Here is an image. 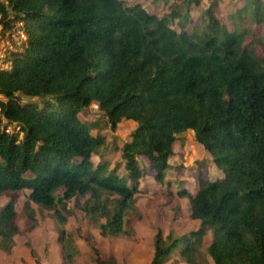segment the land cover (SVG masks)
<instances>
[{
  "label": "trees",
  "instance_id": "trees-1",
  "mask_svg": "<svg viewBox=\"0 0 264 264\" xmlns=\"http://www.w3.org/2000/svg\"><path fill=\"white\" fill-rule=\"evenodd\" d=\"M200 2L179 0L159 17L125 0H0L5 26L22 19L28 33L13 69L0 71V195L10 196L0 209V248L11 249L15 194L25 189L32 219L33 202L58 210L84 198L86 215L105 219L103 236L133 239L130 216L141 217L147 160L164 174L175 143L193 130L224 176L200 180L191 212L200 228L179 237L159 232L151 264L175 254L201 264L208 231L214 264H264V57L245 45L244 31L216 18L215 3L189 32L191 7ZM177 17L180 31L171 26ZM94 102L113 128L137 122L121 148L123 165L93 160L107 139L93 133L100 120L83 122L80 113ZM14 124L19 130L7 131ZM60 188L63 196L55 195ZM90 244L88 259L119 264ZM60 246L63 264L83 260L64 229Z\"/></svg>",
  "mask_w": 264,
  "mask_h": 264
},
{
  "label": "rangeland",
  "instance_id": "rangeland-1",
  "mask_svg": "<svg viewBox=\"0 0 264 264\" xmlns=\"http://www.w3.org/2000/svg\"><path fill=\"white\" fill-rule=\"evenodd\" d=\"M130 5L140 4L149 13L159 17L167 16L179 0H125ZM249 0H201L200 4L191 7L189 32H194L203 26V12L214 3V15L230 31L234 29L246 33L245 45L253 49L260 57H264V0L251 4ZM245 8V9H244ZM254 8L261 14H255ZM13 9V8H12ZM180 18H172L171 26L178 29ZM207 22V21H206ZM205 22V24H206ZM19 49V51H23ZM4 98L3 96L0 97ZM105 112L94 102L80 113L83 122L99 121L93 128V133L103 134L107 143L102 155H94L95 163L106 159L111 167L122 163V146L131 138V133L137 128L134 120L122 119L116 128L105 121ZM12 132L19 130L16 125L8 126ZM17 128V129H16ZM144 159V158H143ZM171 167L160 175L157 170L147 167L139 183L140 192L136 204L141 217L131 214V226L134 227L133 239L105 237L99 224L105 219H94L81 209L77 198L65 201V206L48 209L32 203L35 219L30 217L26 209L30 190L25 189L15 194V211L18 232L10 250L0 248V264H63L60 255V231L64 229L69 239L74 241L77 251L84 256L75 264H96L88 259L93 254L90 240H95L104 254H112L119 264H151L155 257L156 237L161 232L164 237L170 235L179 237L191 231L198 230L200 220L191 216L192 205L199 190L201 179L215 180L224 176V171L214 162L212 154L196 140L193 130L183 133L174 145V155L170 158ZM125 171V166L122 167ZM159 175L161 178H158ZM64 188L55 195L63 196ZM10 201L7 193L0 195V209ZM59 212V213H58ZM61 214L64 218L59 217ZM213 241V233L206 232L203 238V256L201 264H214L213 259L206 254V248ZM166 264H190L178 255H172Z\"/></svg>",
  "mask_w": 264,
  "mask_h": 264
},
{
  "label": "built area",
  "instance_id": "built-area-1",
  "mask_svg": "<svg viewBox=\"0 0 264 264\" xmlns=\"http://www.w3.org/2000/svg\"><path fill=\"white\" fill-rule=\"evenodd\" d=\"M10 11H13L11 7ZM2 20L3 14L0 11V71H10L14 67L15 54L27 45L28 33L24 20H15L10 27H6ZM7 131H11L10 127Z\"/></svg>",
  "mask_w": 264,
  "mask_h": 264
},
{
  "label": "crops",
  "instance_id": "crops-1",
  "mask_svg": "<svg viewBox=\"0 0 264 264\" xmlns=\"http://www.w3.org/2000/svg\"><path fill=\"white\" fill-rule=\"evenodd\" d=\"M169 161H170V159H169Z\"/></svg>",
  "mask_w": 264,
  "mask_h": 264
}]
</instances>
